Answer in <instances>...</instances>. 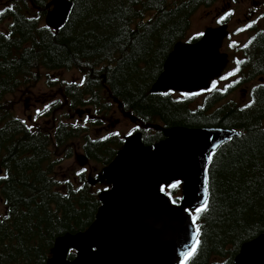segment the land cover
<instances>
[{
	"label": "trees",
	"instance_id": "16d2710c",
	"mask_svg": "<svg viewBox=\"0 0 264 264\" xmlns=\"http://www.w3.org/2000/svg\"><path fill=\"white\" fill-rule=\"evenodd\" d=\"M217 1L70 0L66 23L53 30L44 25L50 0H0V264H47L57 238L95 221L101 202L88 174H96L59 168L79 147L97 165L114 160L124 145V133L112 130L115 101L137 118L133 131L148 146L166 139L161 128L239 132L207 167L206 211L196 216L199 243L187 264H234L241 247L264 233V89L250 107L214 112L210 98L196 109L195 95L151 93L193 14ZM257 36L254 60L258 51L264 61V32ZM44 70H77L82 81L47 76L60 98L38 116L44 123H27L11 97L35 87ZM79 109L89 113L86 125L68 122ZM181 185L165 188L175 204Z\"/></svg>",
	"mask_w": 264,
	"mask_h": 264
},
{
	"label": "water",
	"instance_id": "95a60500",
	"mask_svg": "<svg viewBox=\"0 0 264 264\" xmlns=\"http://www.w3.org/2000/svg\"><path fill=\"white\" fill-rule=\"evenodd\" d=\"M52 6L46 23L59 29L72 3L52 0L48 7ZM227 34L226 26L210 28L197 42L176 44L151 92L209 89L228 63L227 55L220 53ZM163 132L166 140L154 146L145 145L140 133L126 136L123 148L99 177L110 189L99 195L95 221L86 231L57 238L47 264H180L182 253L198 238L189 214L207 201V157L239 133L186 127ZM78 160L81 165L88 161L84 156ZM177 181L183 182L180 205L161 190ZM72 250L77 254L69 260ZM234 264H264V233L241 247Z\"/></svg>",
	"mask_w": 264,
	"mask_h": 264
},
{
	"label": "rangeland",
	"instance_id": "374dc122",
	"mask_svg": "<svg viewBox=\"0 0 264 264\" xmlns=\"http://www.w3.org/2000/svg\"><path fill=\"white\" fill-rule=\"evenodd\" d=\"M253 0H244L241 4H236V16L243 18L244 10L247 9L248 5H252ZM221 5V4H220ZM217 6H212L211 8L200 7L192 16L191 19V27L186 38V41L190 40L194 36L200 35L203 30L205 31L208 27L213 26L214 19L211 17L212 13L215 14ZM219 7V6H218ZM233 8V7H232ZM236 18V17H235ZM235 22V23H234ZM235 27L238 26V22L233 21ZM241 26V25H239ZM234 27V28H235ZM243 37V36H240ZM238 37V38H240ZM247 37V36H246ZM45 75H50L52 79H61V80H75L78 81L81 78V75L78 71H55V72H47L44 71ZM44 79L30 91L26 89H22L16 95L12 96L17 104L15 109V114L18 118L23 120H28L30 123L36 121L37 115L45 109V107L53 100L57 99L59 96L56 94V90H51L48 88L47 82ZM258 84V83H257ZM242 93L239 92L234 98L238 99L237 101L242 100ZM113 120H115L114 128L117 131H121L123 133H127L132 129V123L124 118L120 113H116ZM42 121V120H41ZM83 151L78 150V154H82ZM90 167H95L97 169L98 165L96 163H90ZM80 167L79 163L76 160V156L67 159L62 167L59 168L61 174L70 169H78ZM89 167V166H88ZM89 167V168H90Z\"/></svg>",
	"mask_w": 264,
	"mask_h": 264
},
{
	"label": "flooded vegetation",
	"instance_id": "af4514ba",
	"mask_svg": "<svg viewBox=\"0 0 264 264\" xmlns=\"http://www.w3.org/2000/svg\"><path fill=\"white\" fill-rule=\"evenodd\" d=\"M243 1L244 0H237V3H235V4H241ZM226 2H227V6L230 7L233 3V0H226ZM223 9H224V7H223ZM217 18H218V14H215L214 20L216 21ZM232 20H233V18H231V21ZM231 21L229 22L228 20L225 19L221 23L229 25L231 23ZM239 21L243 22L245 25L254 24V26H257L258 28L263 29V27H264V0H253L252 5L251 6L248 5L247 9L244 10L243 19L239 18ZM261 25L263 27H261ZM262 40H263L262 38L253 39L250 37H245L243 39V42H246L247 44L251 43L253 45L255 42L259 43ZM226 43H227V41L224 43V46L222 47V49L224 52L227 51V49L229 50L228 56L230 58V62H229V66H230L231 64L234 63L233 53H235V51H237V47H234L233 43H231V44H226ZM254 47H256L255 44L252 47L248 46L246 52H245L244 48H243V51L240 48V50L238 51L239 57H243L244 56L243 54H245L246 58L243 60L245 62H248V64L242 69H234V70H236V72L233 73L231 76H229V75L227 77L225 76L226 79L217 80L218 85L220 86L221 90H224L228 84L232 83L237 78L236 76H238V75H241L244 73L247 75V77H245V79L241 83L248 80L251 76L255 75V77H256L258 75L259 76L261 75L260 73L264 69V61L262 59H261V61H259V59L257 58V56H258L257 52L258 51L256 52V60H254V57H255V52H254L255 48ZM257 49H258V47H257ZM237 65H238V63H236V61H235V66H237ZM257 70H258V72H257ZM238 71H240V72H238ZM255 77H252L249 80L250 83L246 84L245 86L237 87V88L231 87L228 90V92H226L224 95L214 97V99H212L210 101V103L212 102L211 107L213 109L216 108L215 110H217L218 108L230 107L233 103L241 104V105L245 104L246 102H244V103L233 102L232 97H233V95H236L239 92L243 93L244 97H247L249 90L252 89V86L264 84L263 78L259 77V78L255 79ZM211 91H213V90H211ZM204 94L205 93H202L200 96L202 97ZM245 100H247V99H245Z\"/></svg>",
	"mask_w": 264,
	"mask_h": 264
},
{
	"label": "snow or ice",
	"instance_id": "6c2138e0",
	"mask_svg": "<svg viewBox=\"0 0 264 264\" xmlns=\"http://www.w3.org/2000/svg\"><path fill=\"white\" fill-rule=\"evenodd\" d=\"M224 17H221V20H223ZM203 35V34H201ZM229 76L232 75V73H229L228 74ZM220 79H226V77H221ZM212 85H213V88L216 87L217 85V81L213 80L212 81ZM167 94V93H165ZM245 107H250V105H245ZM114 135H118L116 133H114ZM129 135H131V133H129ZM214 143V141H213ZM207 159L210 161L213 159L212 155H209L207 157ZM83 171H86L85 169H81L80 172H77L76 175H80ZM65 183H67V181H65ZM181 182L180 181H177L175 184L171 185L172 187H177ZM162 191L164 189H161ZM77 191H79V189H77ZM173 203H176V200L174 199L172 201ZM206 204L207 202H205V204H200V205H197L192 211L191 213L189 214L190 215V218L192 219V223L195 225L196 224V216L197 214L203 212V211H206ZM186 212H188V209H185ZM194 231L196 232V235H199V229L198 228H195ZM193 239H195V237H193ZM199 243V241H195V243H193L191 246H190V250L185 252V253H182L184 259L181 261V264H187V261L188 259L195 253L196 251V247H197V244Z\"/></svg>",
	"mask_w": 264,
	"mask_h": 264
},
{
	"label": "bare ground",
	"instance_id": "6f19581e",
	"mask_svg": "<svg viewBox=\"0 0 264 264\" xmlns=\"http://www.w3.org/2000/svg\"><path fill=\"white\" fill-rule=\"evenodd\" d=\"M151 93H153V92H151Z\"/></svg>",
	"mask_w": 264,
	"mask_h": 264
}]
</instances>
